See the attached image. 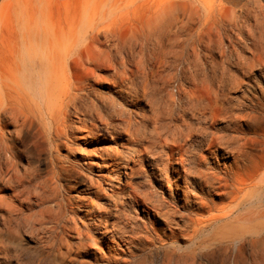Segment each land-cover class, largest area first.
I'll list each match as a JSON object with an SVG mask.
<instances>
[{"label":"bare ground","instance_id":"obj_1","mask_svg":"<svg viewBox=\"0 0 264 264\" xmlns=\"http://www.w3.org/2000/svg\"><path fill=\"white\" fill-rule=\"evenodd\" d=\"M0 12V264H36L24 260L25 226L41 233L45 259L112 260L111 248L138 241L116 222L126 206L151 228L163 220L162 249L188 238L201 264H252L248 250L264 246V210H251L264 204V161L253 163L238 128L219 126L229 99L213 35L235 26L229 0H5ZM186 48L195 61L182 62ZM125 169H144L148 186L121 187ZM86 171L104 184L91 179L82 211L66 195Z\"/></svg>","mask_w":264,"mask_h":264},{"label":"rangeland","instance_id":"obj_2","mask_svg":"<svg viewBox=\"0 0 264 264\" xmlns=\"http://www.w3.org/2000/svg\"><path fill=\"white\" fill-rule=\"evenodd\" d=\"M229 2L230 6L237 11V15L232 23L233 25L235 24V26L229 27L228 31H225L227 33L222 35L221 40L216 34L213 35L214 41H216L214 44L216 46L218 44L222 45L219 50L215 46L217 50L214 52V58L220 64L221 68L218 69L216 74L218 78L224 82V91L229 99L228 105H226L228 111L227 117L220 119L221 123H219V126L227 129L229 134L234 135L239 134L234 133V129H239L241 136L248 144L250 155L254 157L253 163L256 165L264 161V62H262L264 61V0H229ZM4 3L5 0H0V10L3 8ZM2 16L3 13L0 12V23L3 19ZM237 23L240 24L237 25ZM217 42L219 43L217 44ZM182 51V62L187 63L188 59L195 61L197 58H195L190 48H186ZM199 59L200 62H206L208 66L211 65L212 58L207 52L202 51ZM202 74H204V72L201 71L200 76ZM210 74L209 72L208 75L210 76ZM185 77H190V74H187ZM215 81L218 85H221L219 80ZM239 82H241V85H238ZM177 85L176 83L174 92L177 90ZM99 133L106 140L110 139V135L107 132L100 131ZM88 144H90V142ZM88 147H90V145H88ZM35 154V152L29 151L27 153V160L36 162L37 156ZM253 163L251 165H253ZM39 164L42 172L46 174L49 166L45 157L41 158ZM101 177L102 176L98 174V172L90 173L86 171L85 173H81L77 181H68L71 188L68 189L66 198L71 200L70 202L73 203L74 206L76 205V208L85 211V207H79L77 205V203H79L77 200L82 197L87 199V194L85 192L87 191V186L90 184L91 179L94 178L95 183L104 184L103 180H98ZM76 182L79 183L77 184ZM114 182L118 183L117 180H114ZM148 184V175L144 169L143 171L139 169H125V173L122 174V180L120 182V186L126 190H142L145 189ZM66 202L68 201L66 200ZM259 206V208H251V210H254V212H257V210H264V204H260ZM97 208L98 211H96L95 214L100 216L102 215L101 213L109 209V207ZM246 209L248 210L246 211ZM244 211L247 213L250 210L249 208H245L243 209V212ZM28 212L23 216L22 225L24 226L29 218ZM120 215L121 219H116V222L120 228L124 229L121 231L124 233V237H134L136 240L138 239V241L131 245H125L124 242H121L120 245L111 248L110 251L106 248V253L109 251V256L113 259L100 260L99 264H201L200 253L203 251L200 249L196 250L199 243L196 245L195 243L191 244V240L188 238L181 239V245L175 244L163 249L161 248V242L155 234V229H162V227H164L162 219L158 218V220L153 222L151 228V224H149L144 217V211H135L126 206L121 210ZM81 216L83 219L81 221L78 220L80 226L82 223H89V219L84 214H81ZM63 221H65V219H63ZM25 229L23 233L28 234V236L21 237L25 248L23 252L25 256L24 260L33 258L36 264H58L60 259L57 260V263L53 261L55 253H50L49 259L43 257L41 245L37 243L38 234L41 233L33 230L29 226H25ZM247 240L250 239L247 238ZM126 246L132 250V253L128 257L121 254L122 251L127 248ZM194 250L197 252V257L195 259L192 258V251ZM107 255L108 254H105L104 256L108 258L109 256L107 257ZM247 257L249 258V263L264 264V246L263 249H260L255 254H253V251L248 250ZM256 257L258 258L257 261H255ZM80 259H86L92 264V261L85 255H81ZM62 264L84 263L79 259L70 263L67 259L64 260ZM218 264H220V262H218Z\"/></svg>","mask_w":264,"mask_h":264}]
</instances>
